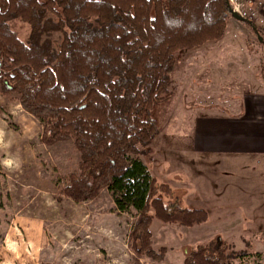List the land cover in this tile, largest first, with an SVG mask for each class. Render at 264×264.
<instances>
[{"label":"rangeland","instance_id":"1","mask_svg":"<svg viewBox=\"0 0 264 264\" xmlns=\"http://www.w3.org/2000/svg\"><path fill=\"white\" fill-rule=\"evenodd\" d=\"M230 1L261 31L233 14L222 37L176 52L173 96L158 109L160 131L140 157L182 206L205 209L208 219L193 227L155 219L152 250H142L138 210H120L107 188L85 202L67 197L80 162L74 139L44 144L43 121L0 84V264H184L199 248L224 256L222 264H264V156L193 148L194 131L199 148L215 145L198 115L236 113L264 92V0ZM10 26L29 40L28 22ZM50 37L58 48L62 33Z\"/></svg>","mask_w":264,"mask_h":264},{"label":"trees","instance_id":"2","mask_svg":"<svg viewBox=\"0 0 264 264\" xmlns=\"http://www.w3.org/2000/svg\"><path fill=\"white\" fill-rule=\"evenodd\" d=\"M232 15L230 0H0L4 93L15 92L43 121L44 144L74 139L80 162L67 197L85 202L107 188L120 210H138L144 251L152 250L155 219L187 227L208 219L205 209L182 206L140 157L160 131L158 109L173 96L176 52L222 37ZM12 19L31 26L27 42ZM53 31L63 36L58 48ZM206 250L192 251L184 264L224 262Z\"/></svg>","mask_w":264,"mask_h":264},{"label":"crops","instance_id":"3","mask_svg":"<svg viewBox=\"0 0 264 264\" xmlns=\"http://www.w3.org/2000/svg\"><path fill=\"white\" fill-rule=\"evenodd\" d=\"M259 94L252 97L261 96V99H257L258 101L253 102L251 106L249 104L244 106L242 102L236 113L198 115L196 123H205V133H209L208 135L211 140H214L215 145H211L209 148H199L194 131V152L225 155L256 153L254 155L264 156V92ZM206 125H209L210 129L206 128Z\"/></svg>","mask_w":264,"mask_h":264},{"label":"water","instance_id":"4","mask_svg":"<svg viewBox=\"0 0 264 264\" xmlns=\"http://www.w3.org/2000/svg\"><path fill=\"white\" fill-rule=\"evenodd\" d=\"M235 17H240V15H238L237 13L233 12Z\"/></svg>","mask_w":264,"mask_h":264},{"label":"built area","instance_id":"5","mask_svg":"<svg viewBox=\"0 0 264 264\" xmlns=\"http://www.w3.org/2000/svg\"><path fill=\"white\" fill-rule=\"evenodd\" d=\"M240 12V11H239Z\"/></svg>","mask_w":264,"mask_h":264}]
</instances>
